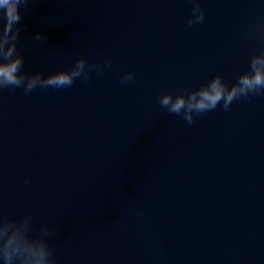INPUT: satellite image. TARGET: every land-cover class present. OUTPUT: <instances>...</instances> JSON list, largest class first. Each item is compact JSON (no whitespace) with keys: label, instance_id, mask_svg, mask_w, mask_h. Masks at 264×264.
Wrapping results in <instances>:
<instances>
[{"label":"water","instance_id":"water-1","mask_svg":"<svg viewBox=\"0 0 264 264\" xmlns=\"http://www.w3.org/2000/svg\"><path fill=\"white\" fill-rule=\"evenodd\" d=\"M201 6L192 27L190 0H35L24 13V70L111 60L70 88L0 93V212L56 225V264H264V96L193 125L159 104L216 74L234 83L264 47V0Z\"/></svg>","mask_w":264,"mask_h":264},{"label":"clouds","instance_id":"clouds-1","mask_svg":"<svg viewBox=\"0 0 264 264\" xmlns=\"http://www.w3.org/2000/svg\"><path fill=\"white\" fill-rule=\"evenodd\" d=\"M34 2L35 0H0V93L9 88H22L26 95L37 88H70L78 79L90 82L93 71H102L111 65L110 59L104 63H89L87 58L80 57L68 69L47 75L43 71L24 70L25 57L21 48L22 19ZM190 3L192 9L188 26L203 24L205 10L201 6V0H190ZM257 35L264 41V30ZM43 39L39 32L33 37L36 42ZM134 78L135 74L128 72L120 81L123 84ZM257 96H264V47L251 51L248 69L241 72L234 83L226 81L221 74H216L200 87L161 94L159 104L168 113L181 117L188 125H193L198 116L212 112L218 106L222 105L228 111L234 101ZM27 182L26 178L25 183ZM57 231L56 225L44 224L36 228L30 214L16 219L0 212V264H56L51 238Z\"/></svg>","mask_w":264,"mask_h":264}]
</instances>
